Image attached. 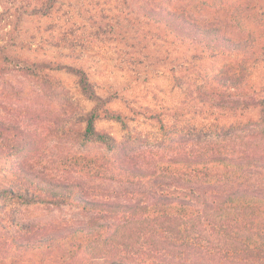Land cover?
I'll return each mask as SVG.
<instances>
[{
    "label": "rangeland",
    "instance_id": "obj_1",
    "mask_svg": "<svg viewBox=\"0 0 264 264\" xmlns=\"http://www.w3.org/2000/svg\"><path fill=\"white\" fill-rule=\"evenodd\" d=\"M45 1L0 0V125L22 132L25 141L15 161L26 169L55 184H80L89 200L124 202L144 188L111 173L98 178L71 162L77 155L110 158L112 153L77 135L83 128L80 119L94 103L81 95L77 78L57 69L58 64L83 69L96 92L111 97L108 107L126 117L127 129L103 119L95 127L126 144L124 151L135 166L153 169L179 154L264 153L259 114L264 0H175L196 18L224 27L229 38L250 44L246 52L215 56L161 35L137 17L134 0H56L49 9ZM42 62L51 66L38 67ZM11 160L3 164L9 168L16 163ZM4 177L0 174V183ZM241 177L238 185L264 195V173L244 170ZM158 182L163 188L189 189L200 180L161 175ZM222 187L231 184H203L207 190ZM0 215L39 225L45 233L67 232L96 219L72 206L27 205L9 197L0 199ZM248 216L264 222V210ZM181 249L175 250L174 262L183 260ZM245 251L233 261L264 264V251Z\"/></svg>",
    "mask_w": 264,
    "mask_h": 264
},
{
    "label": "trees",
    "instance_id": "obj_2",
    "mask_svg": "<svg viewBox=\"0 0 264 264\" xmlns=\"http://www.w3.org/2000/svg\"><path fill=\"white\" fill-rule=\"evenodd\" d=\"M55 2L46 0L44 6L49 9ZM134 2L139 19L155 26L161 35L189 43L202 53L237 55L250 48L248 41L229 38L224 27L196 18L178 1ZM37 66L49 68L51 64L42 62ZM56 68L73 74L81 95L94 103L80 119L83 128L77 135L83 142L98 144L112 153L110 158L77 155L71 162L98 178L111 173L119 179L139 182L144 188L124 202H107L89 200L80 184L45 181L15 161L25 141L22 132L0 125V139L4 140L0 143V174L5 176L0 183L1 200L9 197L27 205H68L96 218L67 232L45 233L39 225L0 215V264H251L233 258L245 253V248L257 254L264 251V222L248 216L264 210V195L237 184L244 170L264 173V153L258 155L251 150L238 157L179 154L160 160L153 169L135 166L124 151L126 144L95 127L96 121L103 119L127 129L126 117L108 107L111 97L100 96L83 69L61 64ZM23 70L31 71L29 67ZM259 114L264 124V100L259 102ZM8 159L16 162L9 168L3 164ZM6 175L13 178L9 181ZM161 175L194 177L200 182L195 188L168 189L158 182ZM211 181L231 187L203 188ZM206 233L213 239H208ZM178 248H182L178 256L183 260L174 262Z\"/></svg>",
    "mask_w": 264,
    "mask_h": 264
}]
</instances>
